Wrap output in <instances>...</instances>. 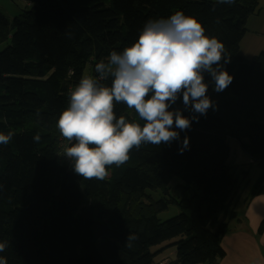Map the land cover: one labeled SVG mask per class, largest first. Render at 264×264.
Wrapping results in <instances>:
<instances>
[{"label": "trees", "instance_id": "obj_1", "mask_svg": "<svg viewBox=\"0 0 264 264\" xmlns=\"http://www.w3.org/2000/svg\"><path fill=\"white\" fill-rule=\"evenodd\" d=\"M259 4L34 0L12 18L0 9V132L13 133L0 145V242H7L0 256L7 264H152V249L171 241L177 252L171 264H215L224 257L226 220L237 217L231 206L242 182L237 166L227 163L228 140L240 142L262 170L248 199L264 184V52L250 60L239 55L246 21ZM176 11L194 16L205 35L224 44L228 63H220L231 84L216 92L205 72L213 107L200 115L184 106L180 94L169 110L179 109L191 127L173 125L178 139L142 143L103 180L81 177L69 158L58 157L63 137L56 122L71 91L87 65L99 79L96 63L136 42L146 22ZM111 79L101 83L110 86ZM114 111L145 123L124 103ZM63 143L67 148L74 141ZM176 179L180 183L172 185ZM147 191L161 198L153 200ZM170 206L179 214L161 220ZM129 235L136 238L129 241Z\"/></svg>", "mask_w": 264, "mask_h": 264}, {"label": "clouds", "instance_id": "obj_2", "mask_svg": "<svg viewBox=\"0 0 264 264\" xmlns=\"http://www.w3.org/2000/svg\"><path fill=\"white\" fill-rule=\"evenodd\" d=\"M224 53V44L205 35L203 25L183 11L146 22L136 42L122 52L112 51L107 61L95 64L99 79L92 75L80 79L57 119L61 136L74 141L64 156L72 162L75 173L103 180L110 166L122 165L131 150L142 143L159 145L178 139L173 125L184 131L191 127V121L179 109L170 111V105L182 94L186 108L205 115L213 102L207 96L204 73L211 76L216 92L225 90L233 79L220 63L222 59L228 63ZM108 77L112 78L110 86L101 83ZM117 103L134 109L145 123L130 122L124 115L117 117ZM12 136V132H0V145H7ZM33 139L38 142L40 136ZM187 146L185 137L183 148ZM135 238L127 237L129 241ZM6 247L7 242H0V253ZM0 264H7L6 257L0 256Z\"/></svg>", "mask_w": 264, "mask_h": 264}, {"label": "crops", "instance_id": "obj_3", "mask_svg": "<svg viewBox=\"0 0 264 264\" xmlns=\"http://www.w3.org/2000/svg\"><path fill=\"white\" fill-rule=\"evenodd\" d=\"M8 1L11 5L7 4ZM32 1L34 0H7L6 7L1 0L0 9L12 18L27 9ZM210 1L221 2V0ZM9 6L11 9H7ZM261 11L262 8L259 4V12L249 16L246 21V33L239 45V55L246 60L264 52V16ZM7 12L14 15L11 17ZM249 163L258 167L260 172L258 179L262 173L258 162L249 157ZM240 172L242 174L241 189L231 206L237 217L226 220L229 232L221 242L224 257L216 264H264V184L258 195L248 199L251 187L257 179L251 183L248 179L249 171L241 170ZM260 226H263V230H259ZM173 242H166L152 249L154 253L152 264H171L176 260V248L169 244Z\"/></svg>", "mask_w": 264, "mask_h": 264}, {"label": "rangeland", "instance_id": "obj_4", "mask_svg": "<svg viewBox=\"0 0 264 264\" xmlns=\"http://www.w3.org/2000/svg\"><path fill=\"white\" fill-rule=\"evenodd\" d=\"M208 1H210V0H208ZM2 2L7 7V5H6L7 0H2ZM7 4L11 5V3L9 1L7 2ZM260 6L262 8V11H261L262 16H264V0H260ZM7 9H11V7L9 6ZM7 14L10 15L11 17L14 15V14H9V12H7ZM85 75H91V68L89 65H87L85 70H84L83 76H85ZM61 139L62 140L60 141L59 146H58V148H59L58 149L59 150L58 157L64 160L65 159L64 153H65L66 146H65V143H63V138H61ZM243 142L246 143V141H243ZM228 144L230 146V156H229V159L227 161L228 165H230V166L236 165L238 167V172H240L241 170H243V171L248 170L249 171L248 179L251 181V183H253L257 179V177L260 173L258 167L256 165H251L249 163V157L243 152L240 143H238L235 140L230 139V140H228ZM178 183H180V181L176 179L172 182V185H175ZM146 194L150 195L153 200H158L161 198L160 192L147 191ZM178 214H179L178 208L175 206H170L167 212L160 214L159 218L161 220H167V219H170V218H172ZM169 244H172V243H169Z\"/></svg>", "mask_w": 264, "mask_h": 264}, {"label": "water", "instance_id": "obj_5", "mask_svg": "<svg viewBox=\"0 0 264 264\" xmlns=\"http://www.w3.org/2000/svg\"><path fill=\"white\" fill-rule=\"evenodd\" d=\"M217 262H218V260L216 261V263H217ZM216 263H215V264H216Z\"/></svg>", "mask_w": 264, "mask_h": 264}]
</instances>
